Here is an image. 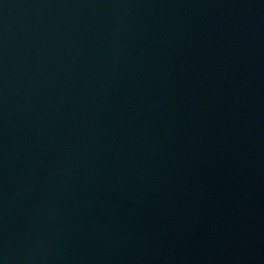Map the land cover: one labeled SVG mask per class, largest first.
I'll list each match as a JSON object with an SVG mask.
<instances>
[{"label": "water", "instance_id": "95a60500", "mask_svg": "<svg viewBox=\"0 0 264 264\" xmlns=\"http://www.w3.org/2000/svg\"><path fill=\"white\" fill-rule=\"evenodd\" d=\"M0 264H264V0H0Z\"/></svg>", "mask_w": 264, "mask_h": 264}]
</instances>
